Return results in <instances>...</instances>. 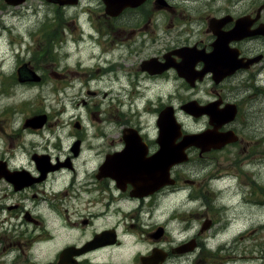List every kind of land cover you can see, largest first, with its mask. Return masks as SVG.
<instances>
[{"label": "flooded vegetation", "instance_id": "flooded-vegetation-1", "mask_svg": "<svg viewBox=\"0 0 264 264\" xmlns=\"http://www.w3.org/2000/svg\"><path fill=\"white\" fill-rule=\"evenodd\" d=\"M33 1L39 3L38 7H31ZM24 7L33 9V13L40 9L48 21L56 22L54 29L43 31L48 49L54 46L56 34L60 35L58 40L62 44L68 30L71 38L67 46H77V42L85 44L89 48L85 59L97 58V66L105 63L104 55L113 50L123 51L127 59L138 60L139 69L133 75V84L129 82L128 86L144 83L147 88L146 83L150 82L174 84L191 91L209 87L208 99L187 101L211 105L217 111L232 105L236 111L232 123L239 117V104L234 99L225 103L227 99L220 86L229 84L242 73L264 68V34L261 33L264 0H25L18 6L0 0V9ZM239 20L242 27L230 36ZM96 49L100 51L97 55ZM72 53L76 59L75 52ZM10 59L6 55L1 63L9 66ZM80 63L79 60L76 67L81 66ZM230 64L240 67L217 81L221 77L219 67ZM103 67L109 76L117 75L118 83H121L118 77L131 79L130 73L124 75L119 68L113 72L108 66ZM44 70L45 66H40L34 58L26 63L21 61L16 69L12 67L13 83L18 91L33 89V84H41L47 78ZM96 70L100 76H90L83 86L93 80H98L93 85L102 82L105 73ZM60 72H52L51 78L59 80L68 75L71 82L75 76H82V72H65L63 68ZM104 87L92 86L84 94L93 99L99 94L105 98L108 92H114ZM68 88L69 84L64 87ZM90 99H82L80 103L88 104V108ZM145 101L151 102L148 98ZM116 102L120 103L115 108L118 116L135 115L129 110L122 111L124 103ZM94 104L90 112L94 111L93 117L97 118L100 104ZM167 106L171 105L162 103L154 108L155 129L151 132L144 131L140 123L127 122L120 125V133L108 135V141L106 136L93 138L103 143L96 140V143L86 144L88 139L73 138L74 134H70L66 150L59 144L62 141H35L18 144L10 155L3 151L0 154V264H142V258L146 264H249L248 254L211 243L214 235L210 233L218 211L212 205L210 193L189 188L194 184L192 149L187 150L186 162L170 163L164 153L162 164L154 163L160 151L159 136L172 134L160 133L156 126ZM42 114L45 115L40 112L26 116L16 131H24L25 136L42 132L48 126L47 115L41 127L33 128L28 124ZM71 125L81 130L79 122ZM226 127H221L220 131ZM16 131L3 133L1 140L8 138L10 147L14 146L12 138L19 136ZM232 131L236 136L233 144L240 143L242 138L234 129ZM185 134L181 132L182 137ZM182 137L170 143H179ZM53 143L54 147H47ZM164 168V186L157 189L159 186L155 184L152 188L137 190L140 180L141 184H150L162 175L155 171ZM177 193L191 202L198 197L199 207L188 211L177 205L167 218L168 207L162 213L166 215L162 216L164 225L152 222L150 216L159 209L157 205L166 208L162 204L175 200ZM181 211L189 214L186 215L191 217L189 221L181 222L177 218L175 213ZM186 216L180 219L188 220ZM166 225L176 229L170 230ZM139 232L142 236L146 234L141 242L134 240ZM136 245L140 251L150 247L141 254L135 251ZM221 250L224 252L219 256ZM255 259L258 264H264V254Z\"/></svg>", "mask_w": 264, "mask_h": 264}, {"label": "rangeland", "instance_id": "rangeland-1", "mask_svg": "<svg viewBox=\"0 0 264 264\" xmlns=\"http://www.w3.org/2000/svg\"><path fill=\"white\" fill-rule=\"evenodd\" d=\"M38 5L36 1L31 2L32 8ZM46 18L48 17L40 9L36 13L27 7L18 10L0 9V82H3V84L0 83V154L4 151L3 153L7 152L10 155L18 144L35 141L45 143L62 141L63 143L59 144L62 145L63 150H66L67 141L71 139L70 134H74L73 138L82 136L88 139L86 144L97 141L103 143V140L96 139V141L93 138L106 136L105 139L108 141V135L120 133V125L127 122L140 123L144 131L151 132L155 129L153 110L162 106V103L175 108L176 119L186 133L198 134L208 127L206 117L190 118L179 109V106L191 98L208 99L211 95L209 87L191 91L174 84L154 85L150 82L146 83L147 88L144 83L128 86L129 82L133 84L132 78L137 71L138 60L127 59L125 52L113 50L104 55L107 59H102L105 63L100 64L108 66L107 69L113 72L118 71L119 68L124 75L131 74L130 80L126 77L125 79L118 77L121 81L118 83L116 74L111 77L106 73L107 70L103 65L97 66L99 62L97 58L85 59V54L89 53V48L85 44L77 42L75 43L77 46H67L71 38L67 35L68 30H65L62 44H59L58 40L61 38L60 35L56 34L54 46L48 49L45 46L46 37L43 31L48 28L54 29L57 25L53 22L54 19L50 22ZM30 33L31 36H29ZM94 51L96 55L100 53L97 49ZM72 52H75L76 59ZM6 55L11 58L9 66L1 63ZM32 58L38 61L40 66H45L44 72L47 73V78L41 84H33L35 86L33 89L18 91L16 83H13L12 67L16 69L21 61L26 63ZM55 60L57 62L53 64ZM79 60L81 66L76 67ZM66 64L68 68H65ZM90 66L92 67L86 68ZM62 68L65 72L67 70L82 72V76L79 78L75 76L71 82L68 75L63 79L53 80L50 74L61 73ZM96 69L103 70L106 75L102 76L103 78L100 77L102 82L93 85L95 81H98L93 80L87 86H83L89 81L87 78L90 76H100ZM68 84V90L64 89ZM103 85L106 86L104 90L112 89L114 92H108L105 98L99 94L93 99L84 94L85 90L92 86L100 89ZM220 88L223 89L227 99L225 103H231L234 99L239 104L238 119L225 129L231 131L234 129L242 141L226 145L220 150L211 149L210 152L203 154L202 158H198L199 150L192 148L190 157L193 162L191 166L194 184L189 188L199 193L200 191L208 192L213 196L212 205L218 213H215L216 223L210 233V236L214 235L211 243L217 246L222 244L225 250L234 248L235 253L240 251L245 255L248 254L249 264H258L259 261L255 258L264 254V68L257 72L242 73ZM161 96L164 98L160 99ZM147 98L150 99V103L145 101ZM82 99H90L91 104L89 103L88 108V104L85 106L80 103ZM117 100L124 103L123 106L121 105L122 111L129 110L135 115L129 118L125 115L118 116L115 108L120 103L116 102ZM95 102L99 104L102 102L97 107V118L93 117L94 111L90 112L96 106ZM40 112L47 115L49 119L48 126L42 132L34 136H25L24 131L23 133L16 131L23 123V118ZM75 122L80 123L81 130L71 125ZM14 131L19 136L15 135V138H12L14 146L10 147L8 138L1 139ZM3 133L6 134L3 135ZM54 146V143L47 144L49 148ZM199 202L198 197L191 202L179 194L175 200L162 204L166 208L156 204L159 209L154 210L150 219L152 218V222L156 221L164 225L165 219L162 216L166 215L162 213L166 212L168 207L167 218L175 206L185 207L184 209L189 211L190 208H198ZM154 205L155 203L153 207ZM175 214H178L177 218L181 222H187L191 218L186 216L189 215L188 213L182 211ZM183 216H186L188 220H181L180 217ZM173 227L170 226L169 229L173 230ZM144 238L146 239V234L142 236L139 232L134 240L141 242ZM149 247L146 246L140 251L141 248L136 245L135 251L143 254ZM223 252L221 250L219 256ZM252 258L255 260L252 261Z\"/></svg>", "mask_w": 264, "mask_h": 264}, {"label": "water", "instance_id": "water-1", "mask_svg": "<svg viewBox=\"0 0 264 264\" xmlns=\"http://www.w3.org/2000/svg\"><path fill=\"white\" fill-rule=\"evenodd\" d=\"M22 1L23 0H5V2L13 4V5H18V3H21ZM241 21L242 20H240L239 23L236 25L231 35L237 34L239 32V28L237 29V27H240V26L242 27ZM261 33L264 34V30ZM230 68L233 70L234 66H231ZM219 71L221 73L220 75L221 77L218 78L217 81H219L225 75L230 73L231 70L229 71L228 67H223V68H219ZM181 109L184 112L189 113L194 118H197L198 116H201L202 114H206L209 118L208 123L211 126H213L214 129L209 132L198 133V135H186L183 143H180L179 145H175V147H173L172 156L175 158V160L174 158H172V160L170 159L171 160L170 163L186 161L184 151L187 149V147L192 146L197 149L199 148L200 153H202V152L210 151V149H221L223 145L227 143H232L235 140V137L231 132L217 133L216 131L218 128L221 127L222 124L229 123L230 121H232V118L234 117L235 112L231 110V107L227 106L226 108L220 111H217L213 107H211V105H208L206 107H201L197 104V102L193 101V102L186 103L184 106L181 107ZM44 122H45L44 117L37 116L33 120L28 121V124L29 126H32L34 128V127H41L44 124ZM157 125H159L160 131H163V130L166 131V128L168 130H172L174 132L173 139H176L179 136V131L181 127L176 122V119L170 108L162 112L161 116L159 117ZM162 149L163 150H161L158 154L155 155L153 159L154 163L163 162V160H161V156H163L164 151H167L165 150L166 146L163 145ZM165 171L166 169L164 168V170L162 169V170L155 171V172L162 173L163 175ZM144 172H147V170H145ZM144 172H141V173H144ZM158 177L154 178L152 183L150 184H144V183L141 184V180H140L138 183L139 186L137 190L139 189L142 190L145 187L148 188L149 186L155 185V183L153 182L161 181L160 180L161 178L160 177L158 178ZM163 180L161 181L159 186L163 184ZM142 185H145V186H142ZM142 262L143 264H145L144 261Z\"/></svg>", "mask_w": 264, "mask_h": 264}]
</instances>
